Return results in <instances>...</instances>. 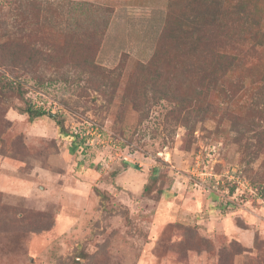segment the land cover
Listing matches in <instances>:
<instances>
[{
	"label": "rangeland",
	"instance_id": "obj_1",
	"mask_svg": "<svg viewBox=\"0 0 264 264\" xmlns=\"http://www.w3.org/2000/svg\"><path fill=\"white\" fill-rule=\"evenodd\" d=\"M212 1L0 0V264H264V0Z\"/></svg>",
	"mask_w": 264,
	"mask_h": 264
},
{
	"label": "trees",
	"instance_id": "obj_2",
	"mask_svg": "<svg viewBox=\"0 0 264 264\" xmlns=\"http://www.w3.org/2000/svg\"><path fill=\"white\" fill-rule=\"evenodd\" d=\"M215 1H217V0L212 1L211 4H209L211 8L216 5L217 2L215 3ZM84 3H86V2H84ZM207 5L208 4H207L206 1H204L200 7H197L194 3H191L190 2V3H188L185 6L179 7V9L182 10V11L185 10L186 17L188 16L187 17V20L188 21L189 20L192 21L193 25H199L200 23H202L199 20H204V18L206 19V17H205L206 15L205 14H206L207 11H205V7ZM216 7H219V6L217 5ZM224 8L225 7H222L220 9H218L217 11H214V13H213V17L214 18H213V21L212 22H214V23H220L221 26H225L226 23H228V20L226 19V16L227 17L230 16L231 11H227L225 13L223 11ZM189 16H191V19H189ZM197 17L200 18V19H198ZM256 32L261 33V35L264 36L262 30L257 29ZM256 36H258V34H256ZM79 40H80V42H79L80 43V46L81 45H84V41L87 42L84 39H79ZM203 40H204V37L203 36L197 35L194 38L193 41L194 42H197L198 43V47H199L200 46V43H203ZM97 48H98V44L96 45V49ZM199 48H201V47H199ZM205 53H207V49L205 50ZM209 53H212V50H210ZM34 57L35 56H32V55H31V57H29V61H30L29 64H36V62H37L36 60L37 59L34 58ZM79 62L80 63H77V64L79 66L83 67V68L87 67L86 65H88V66H91L92 65L93 66L92 63L90 65V63H88V60H85V59H82ZM15 64H17V65L20 66L21 65V62H18V63L16 62ZM170 66H171V68L173 70H175V64H172ZM93 67H95V66H93ZM226 68H227L226 65L220 64L219 67H218L219 73L224 72ZM0 83H1V87L5 91H13V92H17L19 94H23V91H22V89L20 87H17L16 85H14V82H12V81H10V80H8L6 78L4 79V81H0ZM166 95H168L169 98H170V95L174 96V94L171 91L169 93H166ZM27 112L29 114V118L30 119H33V118H36V117H39V116H42V115L45 114V111H42L40 109H32L31 107H29L27 109ZM58 125L60 126L61 132L65 133V135H68V133L65 132V130L63 129V124H62L61 121H58ZM68 137L71 140L70 152H75L76 151V147H77V141H76L74 135H69ZM95 191L97 192V196H98L97 198H99L100 201H101V198H103V199L106 198L105 195L102 194L100 190L95 189ZM106 194L108 195V193H106Z\"/></svg>",
	"mask_w": 264,
	"mask_h": 264
},
{
	"label": "built area",
	"instance_id": "obj_3",
	"mask_svg": "<svg viewBox=\"0 0 264 264\" xmlns=\"http://www.w3.org/2000/svg\"><path fill=\"white\" fill-rule=\"evenodd\" d=\"M104 132L105 129L98 123L92 120H86L82 123V127H80V129H75L72 133L77 140L76 150L78 151L79 149V152H82L88 148L99 146L102 148L105 147L107 144V138L105 137Z\"/></svg>",
	"mask_w": 264,
	"mask_h": 264
},
{
	"label": "crops",
	"instance_id": "obj_4",
	"mask_svg": "<svg viewBox=\"0 0 264 264\" xmlns=\"http://www.w3.org/2000/svg\"><path fill=\"white\" fill-rule=\"evenodd\" d=\"M123 170H124V168H122L121 170H119V171L116 173L115 178H116L117 174L120 173V172L123 171ZM115 178H114V183H115V185H117L116 182H115ZM129 189H130V188H129ZM121 190H125V189L122 187Z\"/></svg>",
	"mask_w": 264,
	"mask_h": 264
},
{
	"label": "water",
	"instance_id": "obj_5",
	"mask_svg": "<svg viewBox=\"0 0 264 264\" xmlns=\"http://www.w3.org/2000/svg\"><path fill=\"white\" fill-rule=\"evenodd\" d=\"M48 115H50L52 117H55L56 119H59V117L56 114H54V113L48 112Z\"/></svg>",
	"mask_w": 264,
	"mask_h": 264
}]
</instances>
